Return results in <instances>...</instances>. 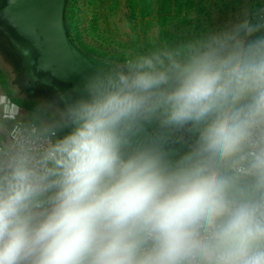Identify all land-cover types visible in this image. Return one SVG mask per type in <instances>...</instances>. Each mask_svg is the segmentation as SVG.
Returning <instances> with one entry per match:
<instances>
[{
	"label": "clouds",
	"instance_id": "9594fccd",
	"mask_svg": "<svg viewBox=\"0 0 264 264\" xmlns=\"http://www.w3.org/2000/svg\"><path fill=\"white\" fill-rule=\"evenodd\" d=\"M17 95L0 89V264H264V0L28 111Z\"/></svg>",
	"mask_w": 264,
	"mask_h": 264
},
{
	"label": "rangeland",
	"instance_id": "374dc122",
	"mask_svg": "<svg viewBox=\"0 0 264 264\" xmlns=\"http://www.w3.org/2000/svg\"><path fill=\"white\" fill-rule=\"evenodd\" d=\"M251 0H70L67 23L78 48L97 62L122 61L153 39L176 41L221 26ZM156 133L163 131L152 129Z\"/></svg>",
	"mask_w": 264,
	"mask_h": 264
},
{
	"label": "water",
	"instance_id": "95a60500",
	"mask_svg": "<svg viewBox=\"0 0 264 264\" xmlns=\"http://www.w3.org/2000/svg\"><path fill=\"white\" fill-rule=\"evenodd\" d=\"M68 2L0 0V44L16 58L27 94L41 90L53 97L57 90H68L78 84L90 66L101 64L71 39L65 19ZM149 131L168 136L169 143L173 136L183 134Z\"/></svg>",
	"mask_w": 264,
	"mask_h": 264
},
{
	"label": "flooded vegetation",
	"instance_id": "af4514ba",
	"mask_svg": "<svg viewBox=\"0 0 264 264\" xmlns=\"http://www.w3.org/2000/svg\"><path fill=\"white\" fill-rule=\"evenodd\" d=\"M0 62L2 63V69L5 73L10 90H16V92L18 93L16 98L22 105H34L42 99L52 98L41 90L35 91L34 94H27L28 89L21 80V72L19 71L16 58H14L12 55L3 50L1 44Z\"/></svg>",
	"mask_w": 264,
	"mask_h": 264
},
{
	"label": "crops",
	"instance_id": "0c3cea01",
	"mask_svg": "<svg viewBox=\"0 0 264 264\" xmlns=\"http://www.w3.org/2000/svg\"><path fill=\"white\" fill-rule=\"evenodd\" d=\"M2 63L0 62V89H4V90H10V87L8 85V82L6 80V76L5 73L2 69ZM23 106V105H22ZM23 108L25 109V111H28L27 108H25L23 106ZM159 133H166L163 131H158ZM191 139V137L187 134V133H183L180 136H173L171 142L169 143V147L170 148H182L185 146L186 142Z\"/></svg>",
	"mask_w": 264,
	"mask_h": 264
},
{
	"label": "trees",
	"instance_id": "16d2710c",
	"mask_svg": "<svg viewBox=\"0 0 264 264\" xmlns=\"http://www.w3.org/2000/svg\"><path fill=\"white\" fill-rule=\"evenodd\" d=\"M69 1H70V0H69ZM68 7H69V2H68V4H67L66 11H65V19H66V22H67V15H68V12H67ZM67 25H68V23H67ZM68 27H69V25H68ZM90 58H91V57H90ZM91 59H92V58H91ZM93 60H94V59H93ZM23 106H24L25 108H27L28 110H30V109L33 107V104H30V105L23 104Z\"/></svg>",
	"mask_w": 264,
	"mask_h": 264
}]
</instances>
